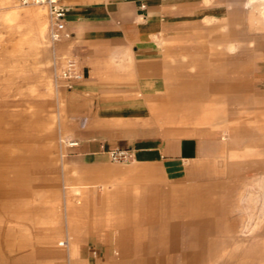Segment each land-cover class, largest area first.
Wrapping results in <instances>:
<instances>
[{
  "label": "rangeland",
  "instance_id": "obj_1",
  "mask_svg": "<svg viewBox=\"0 0 264 264\" xmlns=\"http://www.w3.org/2000/svg\"><path fill=\"white\" fill-rule=\"evenodd\" d=\"M252 1L184 29L178 9L154 52H82L51 40L45 5L0 0V264H264ZM68 59L84 75L71 86Z\"/></svg>",
  "mask_w": 264,
  "mask_h": 264
},
{
  "label": "crops",
  "instance_id": "obj_2",
  "mask_svg": "<svg viewBox=\"0 0 264 264\" xmlns=\"http://www.w3.org/2000/svg\"><path fill=\"white\" fill-rule=\"evenodd\" d=\"M68 8L67 30L82 52L107 48L115 51L132 46L141 51H155V36L168 33L170 19L183 8V29L191 21H202L204 13L213 21L234 19L236 5L244 10L252 0H59ZM168 20L165 22L164 20ZM213 29L219 24L213 23ZM249 49V48H247ZM254 65L256 83L264 88V43ZM190 142L183 148L191 151ZM123 259L130 264H150L149 254H132Z\"/></svg>",
  "mask_w": 264,
  "mask_h": 264
},
{
  "label": "built area",
  "instance_id": "obj_3",
  "mask_svg": "<svg viewBox=\"0 0 264 264\" xmlns=\"http://www.w3.org/2000/svg\"><path fill=\"white\" fill-rule=\"evenodd\" d=\"M21 5L29 4H41L48 8L49 18H50V37L53 42L60 41L66 34L69 36L67 31L66 17L68 13V8L63 5L59 0H17ZM84 75L79 65L75 59H68L66 65L57 74V81L66 82L67 85L71 86L72 83L83 80ZM78 142L70 143V146H77ZM118 157L119 155H124L125 157H132L133 155L126 152L113 154Z\"/></svg>",
  "mask_w": 264,
  "mask_h": 264
},
{
  "label": "bare ground",
  "instance_id": "obj_4",
  "mask_svg": "<svg viewBox=\"0 0 264 264\" xmlns=\"http://www.w3.org/2000/svg\"><path fill=\"white\" fill-rule=\"evenodd\" d=\"M35 16L36 17H41L42 13L40 11L38 12H34ZM46 23L45 22H41L39 23L38 27H39V30H38V35L39 36H43L45 34V31H46ZM29 38V37H28ZM31 42L32 44H39V40H38V37L36 36V38L34 39H31Z\"/></svg>",
  "mask_w": 264,
  "mask_h": 264
}]
</instances>
